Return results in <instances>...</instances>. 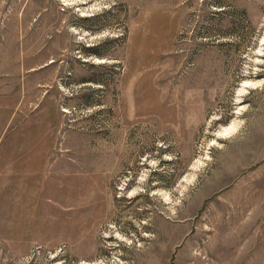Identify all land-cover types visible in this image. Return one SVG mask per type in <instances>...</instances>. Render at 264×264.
I'll return each mask as SVG.
<instances>
[{"label":"rangeland","instance_id":"obj_1","mask_svg":"<svg viewBox=\"0 0 264 264\" xmlns=\"http://www.w3.org/2000/svg\"><path fill=\"white\" fill-rule=\"evenodd\" d=\"M0 264H264V0H0Z\"/></svg>","mask_w":264,"mask_h":264}]
</instances>
